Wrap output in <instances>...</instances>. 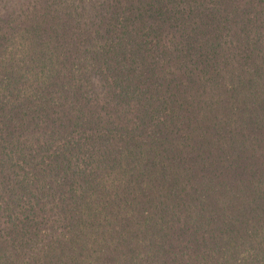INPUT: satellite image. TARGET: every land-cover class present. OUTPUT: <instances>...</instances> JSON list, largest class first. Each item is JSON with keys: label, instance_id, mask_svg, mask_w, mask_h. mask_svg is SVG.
<instances>
[{"label": "trees", "instance_id": "16d2710c", "mask_svg": "<svg viewBox=\"0 0 264 264\" xmlns=\"http://www.w3.org/2000/svg\"><path fill=\"white\" fill-rule=\"evenodd\" d=\"M0 264H264V0H0Z\"/></svg>", "mask_w": 264, "mask_h": 264}]
</instances>
